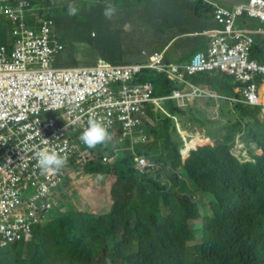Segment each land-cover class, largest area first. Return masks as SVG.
Listing matches in <instances>:
<instances>
[{
    "label": "clouds",
    "instance_id": "9594fccd",
    "mask_svg": "<svg viewBox=\"0 0 264 264\" xmlns=\"http://www.w3.org/2000/svg\"><path fill=\"white\" fill-rule=\"evenodd\" d=\"M91 1L105 7L103 15L109 20L115 15L116 9H119L114 5L115 0ZM124 1L127 3H124L125 6L120 10L125 15L126 10H133L135 13H139L142 8L144 12L147 10V26L149 14H156L159 7L167 8L166 3L168 4L160 0L164 4L156 6L158 8L156 13H152L149 10L151 1ZM197 1L211 8L209 15L216 28L202 29L197 33H189L188 29L180 35H185L183 38L187 45L195 42L199 37L207 40L202 48L194 44L192 49L194 52L188 60H184L187 52L181 57L182 61L170 62L166 60V51L151 50L150 52L142 49L137 50V53H140L139 58L134 56L125 58L124 61L127 63L112 64L103 58H98L94 64L85 62V52L89 50L86 43L77 41V49L71 55L66 49L67 43L63 33L57 30L58 26L68 27V24L72 23L76 25V18L84 19L82 24L87 30L88 27L96 29L91 31L92 37H95L96 31H102L94 21L95 17H91L89 13L94 10L87 11L88 15L86 12L84 14V2L75 7L69 5L68 9L63 6L70 4L67 0H0V76L15 73L33 75L47 69L76 70L84 76V71L110 68L113 71L108 84L109 91L114 93L118 101L128 105V114L135 118V125L131 130L125 129L123 122L120 121H115L110 128H107L102 121L94 117L89 118L87 127L83 128L77 121L64 117L67 109L42 110L40 117L44 131L57 148L45 147L37 151L32 143L25 142L28 139L27 133L10 128L11 136L5 141L0 138V251L20 245L26 252L36 232H43L61 214L69 212L109 215L114 203L113 196L119 184L115 176L105 174L115 177L117 182L112 192L110 209L105 213L76 208L72 199L77 197V194L70 192L69 186L74 184L73 176L77 172L91 176H105L88 174L86 166L96 161H101L104 165H114L119 151L122 150L116 146L118 143L128 144V147L123 149L129 150L133 155L134 169L139 174L154 177L157 172L164 170V174L160 176L162 183H168L169 188L177 189L178 186L173 185L167 175L174 174L179 177V181H185L182 167L175 171L169 166L160 168V165H156L136 151L138 146L150 145L155 141V132L160 133L159 122L165 118L170 119L175 127L174 140L179 143L183 165L192 152L207 146L217 147L224 142L230 128L241 119L239 111L241 106L259 107L261 109L259 119L264 123V102H262L264 50L261 57L253 54L254 46L258 42H264V0H238L233 6H229L226 0H177L179 14L172 17V28L176 29L173 25L178 19L181 20V14L188 12L192 17L185 16L186 27L194 23V14L191 10H185L184 5L186 2L193 4ZM58 7L63 9L59 20L55 17ZM133 7H138L139 10H134ZM249 19L256 22L258 28L246 27ZM123 20L127 22V18ZM125 23L120 24L119 30L118 26L113 28L109 24L104 31L111 30L116 34V39H110V42L115 41L123 50L134 52L136 49L131 46L132 44L123 41L124 36L120 30ZM75 27L73 32L68 34L70 39L73 38V33H76ZM175 33L176 30L161 31V35L169 37ZM42 38H46L48 45L55 48L50 54H44L39 48L34 47V42ZM149 38L154 37L151 35ZM189 38L192 40L189 41ZM77 53L81 55L78 63L62 61L64 55H69L72 59ZM118 71L119 77H116ZM144 71H150L152 77H163L166 80L164 86L172 85L170 92L157 95L154 84L145 77ZM201 76H210L219 80L227 77L232 87L227 89L213 87L205 78L199 79ZM224 104L226 108L229 105L227 110L223 108ZM191 106L219 110L218 116L221 118L234 113L236 120L226 127V135L215 144L212 143L211 137L205 136L209 139L207 144L188 148L187 143L192 139L204 138L185 131L182 117ZM170 107L177 109L178 112L172 113ZM221 110L226 112L222 114ZM4 132L5 129H0V135ZM42 143L47 144L48 139L44 138ZM104 143L112 147V152L107 151L101 155L99 150L94 148ZM231 152L234 157L246 163L256 162L254 156L264 155V150L257 143L247 141L245 132L236 136ZM260 196L264 197V191L259 196L247 191L243 199L234 202L233 216L240 228H246L251 217L257 215ZM200 215H205L204 206ZM195 222L191 225L193 230ZM203 230L204 226L201 229V237ZM194 232L197 238V231ZM195 242L189 245L200 244H192ZM105 243L103 242L102 246Z\"/></svg>",
    "mask_w": 264,
    "mask_h": 264
},
{
    "label": "trees",
    "instance_id": "16d2710c",
    "mask_svg": "<svg viewBox=\"0 0 264 264\" xmlns=\"http://www.w3.org/2000/svg\"><path fill=\"white\" fill-rule=\"evenodd\" d=\"M146 1L158 6L157 0ZM124 3L127 2L115 0L114 5L122 9ZM85 5L89 6L87 10L94 11L103 7L93 1ZM204 5L201 1L184 5L195 18L189 33L214 28L209 15L211 8ZM75 20L79 34L73 33L66 44L71 55L77 49L76 42L81 41L89 49L85 52V62L95 64L98 58H103L112 64H122L125 58L140 57L137 50L127 52L117 42H110L116 39L111 30L96 31L92 37L91 31L96 29L87 30L82 24L84 19ZM196 40L202 43L206 39ZM263 50L264 42H258L253 54L261 57ZM144 74L154 84L157 95L170 92L172 85L164 86L163 77H152L150 71ZM203 78L213 87H232L227 77L220 80L199 77ZM170 111L178 112L171 107ZM239 111L241 119L230 128L222 144L192 152L184 165L170 119L159 122L160 133L155 132L153 143L136 148L138 154L160 168L169 166L175 171L182 167L185 181H179L177 175H167L177 189L162 183L160 176L164 170L154 177L139 174L134 169L133 155L123 149L128 144L118 143L116 146L122 150L114 165L96 161L86 166L88 174L113 175L119 182L110 214H61L43 232H36L26 252L20 245L0 251V264H264V197L260 196L257 215L251 217L246 228H240L233 216L234 202L243 199L247 191L258 196L264 191V155L254 156L256 162L246 163L231 152L241 132L246 133L248 142H255L264 150L261 109L241 106ZM94 149L101 155L112 152L106 143ZM197 202L203 204L205 215H200ZM197 220L204 226L202 242L190 246L197 239L191 226ZM103 242H106L104 246Z\"/></svg>",
    "mask_w": 264,
    "mask_h": 264
},
{
    "label": "built area",
    "instance_id": "2783aa9c",
    "mask_svg": "<svg viewBox=\"0 0 264 264\" xmlns=\"http://www.w3.org/2000/svg\"><path fill=\"white\" fill-rule=\"evenodd\" d=\"M34 47L42 53L55 50L48 45L46 38L37 39ZM113 69L100 68L84 71V76L76 70L47 69L30 75L26 73L1 74L0 76V135L4 141L10 130L28 134L26 143H32L37 151L41 148L55 149L46 136L40 117L42 110L67 109L64 117L87 127L89 118L102 121L110 128L115 121L123 122L124 128L131 130L135 118L128 112V105L120 102L109 91L108 84ZM119 77V71L116 74ZM11 128V129H10ZM48 139V143L42 141Z\"/></svg>",
    "mask_w": 264,
    "mask_h": 264
},
{
    "label": "rangeland",
    "instance_id": "374dc122",
    "mask_svg": "<svg viewBox=\"0 0 264 264\" xmlns=\"http://www.w3.org/2000/svg\"><path fill=\"white\" fill-rule=\"evenodd\" d=\"M80 4H83L80 3ZM79 4V5H80ZM156 4L159 6L162 4V1H156ZM69 5L75 7V4H63L69 9ZM134 10H139L138 7H133ZM157 7L154 4H151L149 10L152 13H156ZM143 10V8H142ZM178 10H170L168 8L159 7L156 14H149V23L148 31L150 34L157 39L161 36V31L167 30L168 32L175 30L172 28V17L176 16ZM63 14V9L58 7L55 12V17L59 20L60 16ZM76 16V15H73ZM135 19V18H132ZM76 25L74 23L68 24V27H57V30L63 33L64 40L66 43L69 42L70 37L68 34L73 32V27ZM144 27V26H142ZM76 35L79 34V30L75 27ZM174 51V49L172 50ZM124 63H127L124 61ZM214 108V106H213ZM223 108H226V104L223 105ZM229 108L227 105L226 110ZM226 110H221V113L224 114ZM219 115V110L215 111L209 107H196L191 106L187 109V112L182 117V123L185 124V131L189 134L205 137H211L213 144L220 141L226 135V127L230 124H233L236 120V115L226 116V118H221ZM176 139V137H175ZM239 141V139H238ZM165 178V176H164ZM74 184L69 186V190L72 193H76L77 197H73L72 201L76 208L82 210H89L92 212H107L110 209L112 203V192L116 185L115 177L113 176H91L85 175L81 172H77L74 176ZM198 211L200 214L203 211V205L200 206L196 203ZM194 230L197 231V239L195 243L198 244L202 242L201 229L203 227L201 220L196 221L193 225Z\"/></svg>",
    "mask_w": 264,
    "mask_h": 264
},
{
    "label": "crops",
    "instance_id": "0c3cea01",
    "mask_svg": "<svg viewBox=\"0 0 264 264\" xmlns=\"http://www.w3.org/2000/svg\"><path fill=\"white\" fill-rule=\"evenodd\" d=\"M70 4L79 5L80 3L84 2L87 3L91 0H67ZM166 3V7L170 10H177L178 2L177 0H164ZM229 2V6H233V4L238 3V0H226ZM89 6L85 5L83 7V12L88 15L91 13V17H95L94 21L97 22V26L104 31L106 26L109 24L113 26H118V30L120 29V24L125 23L124 18H127V22L125 25H123V29L120 30L122 35L124 36L123 41L124 43L132 44L131 46L135 48L136 50H148L151 52V50H163L166 51V60L170 62H180L182 61L181 57L186 53V57L184 60H188L192 53V49L194 48V44H197V47H204L207 43V40L203 41L202 43L199 42V40H195V42L190 43L187 45V42H185V39L183 36H180L182 33L186 32L190 26L194 25V23H190L188 27H186V17H192V14L188 12L187 14H181V20L178 19V21L173 25V27H176V33L169 37V36H163L161 35L157 39L155 38H149L151 36L150 32L147 29V10L144 12L141 10L139 13L133 12V10H126L125 13L121 11L120 9H116L115 15L112 17V19H106L103 15L105 7H101L99 9H96L95 11L87 10ZM92 10V9H91ZM179 14V13H178ZM177 14V15H178ZM123 18V19H122ZM135 18V19H132ZM178 18V17H177ZM248 26L246 27H252L253 29L258 28L257 23L252 21V19H249ZM195 21V20H194ZM144 26V27H142ZM132 27V28H131ZM214 28H216L214 24ZM218 28V27H217ZM207 29V28H205ZM182 38V39H181ZM176 39V40H175ZM175 40V41H174ZM174 49V51H172ZM67 53V52H66ZM63 53V54H66ZM80 53H77L74 58L71 59L69 55H64L63 62H70V63H78L80 60ZM85 57V56H84ZM62 64V62H60ZM264 89V86L262 87Z\"/></svg>",
    "mask_w": 264,
    "mask_h": 264
},
{
    "label": "bare ground",
    "instance_id": "6f19581e",
    "mask_svg": "<svg viewBox=\"0 0 264 264\" xmlns=\"http://www.w3.org/2000/svg\"><path fill=\"white\" fill-rule=\"evenodd\" d=\"M262 102H264V97L262 98ZM208 142H209L208 138L196 137V138L192 139L191 142L187 143V147L188 148H195L196 146L204 145V144H207Z\"/></svg>",
    "mask_w": 264,
    "mask_h": 264
}]
</instances>
